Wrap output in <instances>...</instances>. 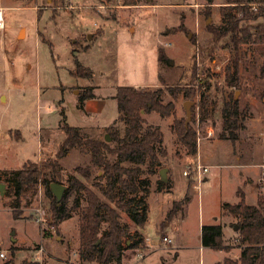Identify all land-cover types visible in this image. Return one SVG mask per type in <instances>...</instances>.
Listing matches in <instances>:
<instances>
[{
    "label": "rangeland",
    "instance_id": "374dc122",
    "mask_svg": "<svg viewBox=\"0 0 264 264\" xmlns=\"http://www.w3.org/2000/svg\"><path fill=\"white\" fill-rule=\"evenodd\" d=\"M225 3L0 0L5 13V29L0 30V182L6 185V194L0 195V255H5L0 256V264H99L80 258V212L71 211L70 219L53 224L45 184L51 178H42L15 211V183L8 173L26 164L56 159L65 138L61 129L64 120L75 128L92 126L81 129L86 137L106 141L108 136L110 141L106 142L115 147L114 133L107 127L114 123L120 131L125 127L112 100L117 87L156 90L164 87L163 83L195 91L189 124L197 133L198 163L208 169L204 176L207 181L197 192L198 176L193 169L197 155L188 154L172 127L174 120L186 119V100L182 95L174 100L165 92L163 103L175 105L171 118L142 113L147 123L161 129L166 151L159 156L160 169L142 176L150 191L147 222L140 228L121 213V223L130 227L131 237L141 233L147 239V248L132 251L126 238L122 264L239 262L243 248L236 230L238 220L224 215V207L238 203L241 195H245L246 204L257 205L256 197L264 195V143L254 141L256 135L264 139L260 126L264 123V45L242 47L241 88L229 86L226 69L234 58L230 40H215L210 30L222 26L221 7L228 6ZM160 51L163 61L159 60ZM76 60L91 72L90 78L86 72L77 74ZM87 89L104 99L105 105L99 113L84 119L80 95ZM230 93L240 102L241 145L230 140L215 141L220 140L223 131V109ZM253 127L255 136L251 133ZM105 156L110 162L116 161L108 153ZM59 161V184L67 189L69 180L77 178L109 203L103 190L93 187L94 183H104L105 178L92 165L87 147L73 149ZM147 166L142 168L146 170ZM86 167L92 169L90 180L78 172ZM189 167L191 172L185 178L183 173ZM162 169L168 170L167 182L161 180ZM74 199L75 195L70 197L68 209ZM84 207L83 195L80 209ZM38 208L43 211L44 223L37 221ZM211 224L223 227L224 250L202 246V227ZM105 229L103 224L101 234ZM163 237L171 243L165 245ZM140 254L143 258L138 257Z\"/></svg>",
    "mask_w": 264,
    "mask_h": 264
},
{
    "label": "trees",
    "instance_id": "16d2710c",
    "mask_svg": "<svg viewBox=\"0 0 264 264\" xmlns=\"http://www.w3.org/2000/svg\"><path fill=\"white\" fill-rule=\"evenodd\" d=\"M225 4L228 6L221 7L222 26L211 27L210 30L215 40L229 38L234 58L231 67L226 69V79L229 86L240 90L242 47L248 44L264 45V22H259L264 19V0H226ZM159 60H165L162 51L159 52ZM76 65L78 75L86 72L88 73L86 77L92 76L78 60ZM196 69L194 66L193 74H196ZM162 85L164 87L156 90L117 87L114 99L119 118L125 127L124 131H120L115 123L110 127L109 130L114 133L113 141L117 144L115 147L111 148L104 140L86 137L80 128L71 127L64 120L61 129L65 138L59 147L56 159L47 160L39 165L26 164L22 169L8 173L15 183V211L20 209L24 195L33 191L42 178L49 176L52 181H47L45 184L46 193L51 198L53 224L70 219L71 211L80 212L79 253L83 262L122 264L126 238L128 248L132 251L147 248L142 235L138 234L132 238L130 227L121 223V213H125L140 228L145 226L149 214L147 199L150 191L142 176L153 173L157 167L160 169L159 156L166 153L161 129L147 123L142 113H157L160 117L168 119L173 116L175 105L173 102L163 103L162 97L165 92H168L174 100L182 95L186 102H193L196 95L193 89L182 85L165 86L164 83ZM94 97L92 89L85 90L80 95L81 109L86 100ZM239 115L240 102L235 98V94L230 93L223 109V131L219 135L220 140L234 142L238 139ZM185 121L186 119L174 120L172 127L187 148L188 154L195 157L198 153L197 133L190 124L186 127ZM79 147H87L90 150L92 165L102 171L105 182L94 183L93 187L102 189L109 203H104L98 193L77 178L69 180V187L61 202L52 195L51 183H58L61 178L62 167L59 160ZM105 153L116 157V161H108ZM128 163L132 165H125ZM146 164L148 166L145 170L142 167ZM91 171V167L78 169L86 180L91 179ZM188 190L190 187L187 188V193ZM73 195H75L73 206L68 209L69 199ZM83 195L86 207L80 209ZM224 210V215L238 220L239 241L243 249L237 264H264V195H259L257 205L246 204L244 196L241 195V200L237 204L227 203ZM103 224H106V229L101 234ZM201 238L202 246L205 248L215 250L227 248L223 243V227L220 224L203 226Z\"/></svg>",
    "mask_w": 264,
    "mask_h": 264
},
{
    "label": "crops",
    "instance_id": "0c3cea01",
    "mask_svg": "<svg viewBox=\"0 0 264 264\" xmlns=\"http://www.w3.org/2000/svg\"><path fill=\"white\" fill-rule=\"evenodd\" d=\"M188 26V25H187ZM95 95V94H94ZM112 100H114L115 102H116V100L115 99H112ZM185 104V103H184ZM105 105V100L104 99H100V98H98L97 96H95L94 98H92V99H88V100H86L85 102H84V104H83V109H81L82 111V114H83V118L84 119H87L88 118V116H91V115H94V114H97V113H99L100 111H101V109H102V107ZM114 123V122H113ZM112 125H110V126H108L107 128H110ZM261 127H262V129L264 130V123L263 124H261L260 125ZM90 127H92V126H83V127H78V128H80V129H86V128H90ZM255 128L256 127H253L252 129H251V133H253L252 135H254V130H255ZM209 132H211V130L209 131ZM255 136V135H254ZM250 137V136H249ZM255 137H257V140H254V141H258V142H262V143H264V139L263 140H261L259 137H258V135H256ZM264 137V136H263ZM94 138V137H93ZM204 140V139H203ZM215 141H228V140H215ZM213 142V141H212ZM235 143H239L240 144V142H239V139L238 140H236L235 142H234V144ZM241 145V144H240ZM235 152H237V151H235ZM235 155H237V154H235ZM238 156V155H237ZM239 158H240V156H238ZM264 158V157H263ZM198 161H200V158H199V156H198V153H197V156H196V161H194V162H197L198 163ZM208 172V171H207ZM184 176V175H183ZM185 177V176H184ZM185 178H187V177H185ZM250 180V179H249ZM204 181H207V178H204ZM244 194H245V192H244ZM244 196V200H245V195H243ZM256 199L258 200L259 199V197H256ZM240 200H241V196H240ZM237 204V203H236ZM248 205H251V204H248ZM254 205H256V204H254ZM141 234V233H140ZM142 235V234H141ZM144 237V236H143ZM146 238V237H145ZM145 241H147V239H145ZM147 244H149V242H147ZM224 245H225V243H224ZM226 246V245H225Z\"/></svg>",
    "mask_w": 264,
    "mask_h": 264
},
{
    "label": "water",
    "instance_id": "95a60500",
    "mask_svg": "<svg viewBox=\"0 0 264 264\" xmlns=\"http://www.w3.org/2000/svg\"><path fill=\"white\" fill-rule=\"evenodd\" d=\"M208 23H209V21H208ZM169 64L173 65L174 62L172 60H170ZM193 105H194V103L191 101L185 102V104H184L185 109H186V121H185L186 127L189 125L190 121L192 120V107H193ZM105 140L110 141L108 136L105 137ZM167 172H168L167 169H162L160 171L161 180L164 182L168 181ZM50 190H51L53 196L56 198V200L58 202H61V200L63 199V196L65 194L66 187L62 184H59V183H51ZM5 194H6V185L4 183L0 182V195L4 196ZM237 229H238V227H236V230ZM12 240L15 241L14 238Z\"/></svg>",
    "mask_w": 264,
    "mask_h": 264
},
{
    "label": "built area",
    "instance_id": "2783aa9c",
    "mask_svg": "<svg viewBox=\"0 0 264 264\" xmlns=\"http://www.w3.org/2000/svg\"><path fill=\"white\" fill-rule=\"evenodd\" d=\"M3 29H5V13H4V9L0 7V30H3ZM193 169H195L196 174L198 176L197 181L199 182V184L195 188L197 192H199L201 188L200 185L204 181V176L207 173L208 169L206 167L201 166L199 163H197V165H194ZM190 172H191V167H189L187 171H184L183 175L185 177H188ZM262 181L264 182V178L262 179ZM37 221L41 223H44L45 221L43 217V211L41 208L37 209ZM162 241L165 245H167L168 243H171V241L167 237H163ZM0 256L2 258L5 257L4 253H1ZM138 257L143 258V255L140 254Z\"/></svg>",
    "mask_w": 264,
    "mask_h": 264
}]
</instances>
